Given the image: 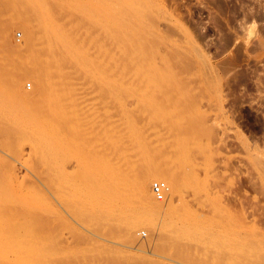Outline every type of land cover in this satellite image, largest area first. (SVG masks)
Returning a JSON list of instances; mask_svg holds the SVG:
<instances>
[{
  "label": "rangeland",
  "instance_id": "obj_1",
  "mask_svg": "<svg viewBox=\"0 0 264 264\" xmlns=\"http://www.w3.org/2000/svg\"><path fill=\"white\" fill-rule=\"evenodd\" d=\"M58 1L61 6L52 11L63 29L56 32L68 48L59 43L53 54L43 43L33 45L31 32L40 36L41 16L19 1L0 0V78L7 84L19 79L18 90L29 95L43 77L52 80L53 89L39 103L23 104L24 121L33 122L30 109L50 110V102H60L66 117L58 139L84 149L80 158L77 144L42 152L31 133H19L20 121L6 120L1 111L0 178L9 181L15 199L28 202L21 208L11 201L6 209L22 215L21 222L29 221L31 216H24L29 212L31 227L37 228V233L30 225L31 234L26 229L13 233L22 247L15 243L11 250L8 239L12 254L8 251L5 264H23L25 258L29 264H264V0H102L111 15L103 12L118 25L112 33L105 28L107 15L99 0ZM35 69V77H26ZM103 74L112 76L113 87L100 84ZM9 104L12 111L14 103ZM97 155L121 165L126 190L133 182H148L149 195L163 207L144 209L122 194L110 221L102 224L97 214L100 220L88 215L70 184L102 174ZM150 156L158 174L170 169L180 178L178 192H164L163 201L153 194L152 183H169L161 175L148 181L158 170L150 168ZM85 157L94 169L82 166ZM98 208L101 215L105 208ZM134 217L150 225L133 227Z\"/></svg>",
  "mask_w": 264,
  "mask_h": 264
},
{
  "label": "bare ground",
  "instance_id": "obj_2",
  "mask_svg": "<svg viewBox=\"0 0 264 264\" xmlns=\"http://www.w3.org/2000/svg\"><path fill=\"white\" fill-rule=\"evenodd\" d=\"M21 2L22 4H24V6L26 5H29V6H31V8L34 10L33 12H34V14L36 13L37 15H39V16H41V17H39V19L40 18H42V19H40V28H39V30H41V33H40V36H37L35 33L36 32H31L30 30V32H31V37H32V40L35 42H33L34 44V46L36 45V47H37V45H39L40 43H41V45H42V43H43V46L44 45H46L47 46V49H49V50H53V51H50L51 53L53 52V54H54V49H59V47H57L58 45L60 46V44H61V47L62 48H68L67 46H66V39L64 40V36L63 35H61V34H57V32L58 31H62L61 30V24H60V22H58L61 26H59L57 23H56V21H57V19H56V21H55V17H56V14H55V17L53 16V9L52 8H54L55 6H56V4L57 3H59V1L58 0H15V2ZM100 1H102V0H99V2ZM105 1V0H104ZM104 1H103V3L102 2H100L99 4L101 5V8L103 9V7L105 8L106 6L104 5ZM113 1V0H112ZM12 2V1H11ZM63 2V1H62ZM62 2H60V3H62ZM93 2H95V0L93 1ZM116 3V2H115ZM5 4V3H4ZM21 4V5H22ZM94 4H96V3H94ZM97 4H98V2H97ZM98 4V5H99ZM84 5V4H83ZM99 5V6H100ZM104 5V6H103ZM24 6H23V8H24ZM51 6H53V7H51ZM57 6H61V4L59 5V4H57ZM84 8V7H83ZM101 8H100V10H101ZM28 9H30V8H28ZM28 9H26V10H28ZM90 9V8H89ZM105 10H107L108 12H109V10H108V8L107 9H105ZM104 9L103 10H101V12H103V11H105ZM10 11V10H9ZM65 11V10H64ZM86 11V10H85ZM107 11H105V12H107ZM23 12H24V10H23ZM29 12V11H28ZM105 12H103L104 13V15H107V16H105L103 19H101V20H103L104 22H105V25H106V29H107V31L108 32H111L112 30H113V28L115 27V24L117 25V22L115 21V20H112V19H114V17L112 18V17H110V16H108V14L109 15H111V11L109 12V13H105ZM114 12V11H113ZM62 13V12H61ZM116 13V12H115ZM118 13V12H117ZM35 14V15H36ZM24 15V14H23ZM58 15H60V13L58 14ZM25 16V15H24ZM34 16V15H33ZM38 17V16H37ZM52 17H54V18H52ZM62 17V16H61ZM80 17V16H79ZM108 17H110V18H108ZM254 17V16H253ZM64 18V17H63ZM66 18V17H65ZM75 18V17H74ZM112 18V19H111ZM30 19V18H29ZM53 20V22H52V20ZM27 20V19H26ZM62 20V19H61ZM73 20V19H72ZM71 20V21H72ZM58 21H60V20H58ZM75 21V20H74ZM28 22V21H27ZM55 22V23H54ZM64 22V21H63ZM103 22V23H104ZM116 22V23H115ZM72 23V22H71ZM74 23V22H73ZM51 24H55V26H53V25H51ZM58 26H57V25ZM70 24V23H69ZM28 25V24H27ZM30 25V24H29ZM32 25V24H31ZM75 25V24H74ZM97 26V25H96ZM118 26V25H117ZM49 27H54V28H51L52 30H53V32L55 33H53V32H51L50 33V31L49 30H51ZM65 27V26H64ZM66 27H67V25H66ZM35 29V28H34ZM33 29V30H34ZM63 29V28H62ZM32 30V31H33ZM38 30V31H39ZM43 30V31H42ZM66 30H67V28H66ZM115 30V29H114ZM45 31V32H44ZM57 31V32H56ZM71 31V30H70ZM46 32H49L50 33V35H52V34H54L55 35V37H54V35H52V36H50L49 35V33H46ZM65 32V31H64ZM77 32V31H76ZM113 32V31H112ZM111 32V33H112ZM117 32V31H116ZM8 33V32H7ZM58 33H62V32H58ZM100 33V32H99ZM110 33V34H111ZM30 34V33H29ZM32 34H34L33 36H32ZM77 34V33H76ZM56 35H60L59 37L61 38L62 37V39L60 40V38L58 37V36H56ZM108 35V34H107ZM23 36V35H22ZM70 36V35H69ZM64 37V38H63ZM7 38V37H6ZM56 38V39H55ZM58 38V39H57ZM5 39V38H4ZM8 39V38H7ZM73 39V38H72ZM67 41H68V39H67ZM98 41H99V39H98ZM103 41V40H102ZM38 42H40V43H38ZM107 42V41H106ZM60 43V44H59ZM68 43V42H67ZM70 43H71V41H70ZM79 43V42H78ZM77 43V44H78ZM98 43V42H97ZM76 44V43H75ZM82 44V43H81ZM57 45V46H56ZM107 45V44H106ZM110 45V44H109ZM117 45V44H116ZM86 46V45H85ZM84 46V47H85ZM35 47V48H36ZM39 47V46H38ZM61 48V49H62ZM107 48V47H106ZM38 50H39V48H38ZM67 50V49H66ZM90 50V49H89ZM98 50V49H97ZM125 50V49H124ZM60 51V50H59ZM65 51V50H64ZM68 51L70 52V50L68 49ZM67 51V52H68ZM46 52V51H45ZM66 51L64 52L65 54H67V55H69L68 53H67ZM116 52V51H115ZM37 53V52H36ZM44 53V52H43ZM58 53H60V52H58ZM61 53H63V52H61ZM117 53V52H116ZM46 54V53H45ZM73 54V53H72ZM39 55H40V53H39ZM42 55V54H41ZM44 55V54H43ZM56 55H57V50H56ZM58 55H60V54H58ZM64 55V54H63ZM104 55V54H103ZM23 56H25V55H23ZM47 56H48V53H47ZM91 56V55H90ZM3 57V56H2ZM35 57V56H34ZM33 57V58H34ZM42 57V56H41ZM44 57H46L45 55H44ZM50 57H51V55H50ZM56 57V56H55ZM60 57V56H59ZM66 57V56H65ZM64 57V58H65ZM109 57V56H108ZM128 57V56H127ZM126 57V58H127ZM1 58V57H0ZM35 58H38V57H35ZM69 58V57H68ZM67 58V59H68ZM94 58V57H93ZM129 58V57H128ZM6 59V58H5ZM25 59H26V57H25ZM39 59V58H38ZM51 59V58H50ZM95 59V58H94ZM114 59V58H113ZM2 60H3V58H2ZM12 60H14V59H12ZM41 60H42V58H41ZM40 60V61H41ZM35 61H36V59H35ZM38 61V60H37ZM61 61V60H60ZM104 61V60H103ZM2 62V61H1ZM17 62V61H16ZM19 62V61H18ZM33 62H34V59H33ZM68 62V61H67ZM94 62V61H93ZM51 63H54V62H52L51 61ZM64 63H65V61H64ZM19 64V63H18ZM29 64V63H28ZM32 64V63H31ZM49 64V63H48ZM95 64V63H94ZM104 64V63H103ZM7 65V64H6ZM10 65V64H9ZM8 65V66H9ZM24 66H25V63L23 64ZM4 66V65H3ZM30 66V65H29ZM94 66H96V64L94 65ZM56 67V66H55ZM93 67V66H92ZM91 67V68H92ZM119 67V66H118ZM50 68L52 69L53 67H51L50 66ZM90 68V67H89ZM7 69V68H6ZM28 69V68H27ZM33 69V68H32ZM47 69H48V67H47ZM46 69V70H47ZM65 69H67V68H65ZM69 69V68H68ZM93 69V68H92ZM110 69H112V68H110ZM109 68H108V70H110ZM2 70V69H1ZM113 70V69H112ZM6 71H10V70H6ZM26 71V70H25ZM33 72H31L30 70L28 71V72H25V75H26V77H31V75L33 76V74H34V77L36 76L35 75V72L34 71H36V69L35 70H32ZM40 71V70H39ZM43 72L45 71V70H42ZM88 71V70H87ZM114 71V70H113ZM38 72V71H37ZM52 72V71H51ZM74 72V71H73ZM116 72H117V70H116ZM119 72V71H118ZM1 73V72H0ZM6 73V72H5ZM9 73V72H8ZM41 73V72H40ZM94 73V72H93ZM103 73V72H102ZM43 74V73H42ZM56 74V73H55ZM92 74V73H91ZM106 74H108V72L106 73ZM106 74H103V76L104 77H101V79H105V81L104 82H102L101 81V83L100 84H103V83H105L106 85H107V83H108V85H111L112 87H113V85L111 84V82L109 83V80L108 79H110L111 77L110 76H106ZM1 75H4V74H2L1 73ZM22 75V74H21ZM97 75H98V73H97ZM23 76V75H22ZM44 76V75H43ZM59 76V75H58ZM91 76V75H90ZM119 76V75H118ZM1 77V76H0ZM28 77V78H29ZM38 78H39V76H37ZM36 77V78H37ZM42 77V76H41ZM99 77V76H98ZM8 78V77H7ZM12 78H14V77H12ZM53 78V77H52ZM95 78V77H94ZM113 78H114V75H113ZM119 78V77H118ZM17 79V78H16ZM48 79V78H47ZM68 79V78H67ZM95 79H97V77L95 78ZM45 78L43 77V82L40 80V82H39V85L37 86V88H36V90H35V92H34V94L33 95H29L28 93H26V92H21V91H19L18 89L20 88H18V83H20V82H18L19 81V79H18V83L17 82H15L14 80H12V82H11V84H7L6 82H3V80L0 78V108H1V110H0V113H2L3 112V110H4V113H6L5 115H7V116H9V118L8 117H6V120L7 119H10V118H14L15 117V121H16V118H17V121L19 122L18 124H20L19 126V129H21V131L19 132V133H27V132H29V133H31V136H30V134H29V136L30 137H33L32 138V142H33V145H35V147L36 148H38L40 151L42 150V152H43V149H44V151L46 150V149H51V150H53V149H56V150H59L60 148H62V149H65V150H68L69 148H71V145L73 144H71V142L69 141V142H64V141H61L60 139H58V136H59V134H60V132H59V130H61L62 128H60V126L59 125H62V124H64V123H60L63 119L65 120V112H63V108L60 106V102H59V104L58 103H56V102H54L53 101V103L52 102H50L51 103V105L50 106H52V104H53V108L51 107V109L50 110H46L45 108L46 107H44V110L43 111H39V110H37V109H35V108H33V109H30L31 107H29V109L30 110H32V111H34V115H35V117H34V119H33V122H31V123H29V121L28 122H25L26 121V118L25 117H23V116H25V115H21V112H22V109H23V107H25V105H23V104H29V106L31 105V104H36L35 102V100H37L39 97H41L43 94L45 95V94H47V92L49 91V90H52L53 89V86H52V83H51V81H49L50 79H48V80H45ZM62 80H63V78H62ZM5 81V80H4ZM118 81V80H117ZM89 82V81H88ZM120 82V81H119ZM6 83V84H5ZM58 83V82H57ZM57 83H55V84H57ZM62 83V82H61ZM115 83H117V82H115ZM59 84V83H58ZM58 84H57V86H58ZM62 84H64V83H62ZM54 85V84H53ZM60 85V84H59ZM76 85V84H75ZM106 85H104V87L106 86ZM121 85V84H120ZM155 85V84H154ZM115 87H116V85H114ZM119 86V85H118ZM157 86V85H156ZM103 87V86H102ZM155 87V86H154ZM69 88V87H68ZM108 88H110V87H108ZM117 88V87H116ZM119 88V87H118ZM117 88V89H118ZM153 88V87H152ZM70 89V88H69ZM105 89V88H104ZM114 90H115V88H113ZM123 89V88H122ZM58 90V89H57ZM63 90V89H62ZM66 90V89H65ZM111 90V89H110ZM120 90H121V88H120ZM137 90V89H136ZM24 91V90H23ZM54 91V90H53ZM59 91V90H58ZM61 91V90H60ZM116 91V90H115ZM140 93H142L143 91L140 89ZM103 92V91H102ZM111 92H112V90H111ZM100 93V92H99ZM117 93H118V90H117ZM67 94V93H66ZM65 94V95H66ZM112 94H114V92H112ZM43 95V96H44ZM64 95V94H63ZM72 95H73V93H72ZM114 95H116V94H114ZM102 96V95H101ZM118 96V95H117ZM117 96H115V97H117ZM47 97V96H46ZM45 97V98H46ZM71 97V96H70ZM42 98V97H41ZM45 98H44V101H48V100H45ZM57 98V97H56ZM61 98V97H60ZM66 98V97H65ZM65 100V99H64ZM66 100H68V99H66ZM65 100V101H66ZM78 100V99H77ZM140 100V99H139ZM138 100V101H139ZM38 101V103L40 102L39 100H37ZM60 101V100H59ZM61 101H63L62 99H61ZM14 103V109H10V110H12V111H9V108H8V104L9 103ZM140 102V101H139ZM146 102V101H145ZM37 103V104H38ZM33 104V105H34ZM71 104V103H70ZM137 104H138V102H137ZM10 105V104H9ZM39 105V104H38ZM62 105H64V104H62ZM66 106H67V104H65ZM112 105V104H111ZM32 106V105H31ZM36 106V105H35ZM70 106H73V105H70ZM93 106V105H92ZM147 106V105H146ZM37 107V106H36ZM115 107V106H114ZM65 108H68V107H65ZM90 109V108H89ZM67 110V109H66ZM74 110V109H73ZM81 110V109H80ZM2 111V112H1ZM10 112V113H9ZM31 112V111H30ZM45 112V113H44ZM70 112V111H69ZM3 113V114H4ZM67 113H68V111H67ZM71 113V112H70ZM74 113V112H73ZM88 113V112H87ZM106 113V112H105ZM3 114H1V115H3ZM0 115V118L2 117L3 118V116H1ZM10 115H12V116H10ZM78 115V114H77ZM91 116V115H90ZM4 117V118H5ZM30 117V116H29ZM32 118V117H31ZM69 118H70V116H69ZM68 118V119H69ZM75 118V117H74ZM87 118V117H86ZM104 118H105V116H104ZM11 119V120H12ZM73 118H72V116H71V120H72ZM76 119H78V118H76ZM81 119H82V117H81ZM96 119V118H95ZM10 120V121H11ZM25 120V121H24ZM63 120V121H64ZM70 120V119H69ZM68 120V121H69ZM70 120V121H71ZM106 121H107V119H105ZM68 121L66 122V123H68ZM69 121V122H70ZM88 121V120H87ZM73 122V121H72ZM83 122V121H82ZM85 122H86V120H85ZM103 122H105V121H103ZM74 123V122H73ZM90 123V122H89ZM92 123V122H91ZM76 124V123H75ZM80 124H81V122H80ZM86 124H88V123H86ZM86 124H84L85 126H86ZM110 124V123H109ZM66 125V124H65ZM82 125H83V123H82ZM107 125V124H106ZM79 126H81V125H79ZM91 126V125H90ZM95 126V125H94ZM65 127H63V129H64ZM118 128V127H117ZM66 129V128H65ZM88 129V128H87ZM87 129H85V130H87ZM67 130V129H66ZM75 130V129H74ZM107 130V129H106ZM109 130V129H108ZM115 130V129H114ZM81 131H82V129H81ZM80 131V132H81ZM94 131V130H93ZM75 132V131H74ZM78 132V131H77ZM89 132V131H88ZM87 132V133H88ZM91 133H92V130L90 131ZM122 132V131H121ZM120 132V133H121ZM86 132H85V134H87ZM111 133V132H110ZM119 133V134H120ZM85 134H84V136H85ZM114 134H116V131L114 132ZM26 135V134H25ZM25 135H23V137L25 136ZM69 135V134H68ZM71 135V134H70ZM79 135H80V133H79ZM111 135V134H110ZM118 135V134H117ZM121 135V134H120ZM123 135V134H122ZM112 136V135H111ZM116 136V135H115ZM22 137V138H23ZM83 137V136H82ZM105 137H106V135H105ZM117 137H119V136H117ZM20 138V137H19ZM21 138V139H22ZM86 139V138H85ZM111 139H113V138H111ZM118 139V138H117ZM125 139V138H124ZM106 140V139H105ZM119 140H121V138L119 139ZM88 141V140H87ZM110 142V141H109ZM146 142V141H145ZM76 144H77V146H78V149H77V151H76V153H78L79 152V154H78V157L80 158L81 157V155H83V157H84V154H82V150L81 149H83L82 147H80L81 145H79L80 143H77V142H75ZM90 143V142H89ZM153 143V142H152ZM76 144H73L72 146L73 147H75L74 145H76ZM114 144V143H113ZM121 145H122V143H121ZM120 145V146H121ZM149 145V144H148ZM76 146V147H77ZM150 146H152V145H150ZM72 147V148H73ZM110 147V146H109ZM134 147V146H133ZM144 147V146H143ZM9 148H10V146H9ZM59 148V149H58ZM71 148V149H72ZM145 148H147L148 149V147L147 146H145ZM144 148V149H145ZM158 148V147H157ZM114 149V148H113ZM144 149H142V151L144 150ZM10 150V149H9ZM13 150V149H12ZM33 150V149H32ZM70 150V149H69ZM84 150V149H83ZM146 150V149H145ZM144 150V151H145ZM151 150H152V148H151ZM150 150V151H151ZM13 152V151H12ZM147 152V151H146ZM152 152H153V150H152ZM15 153V152H14ZM41 153V152H40ZM55 153V152H54ZM110 153V152H109ZM148 153V152H147ZM38 154V153H37ZM113 154V153H112ZM157 154V153H156ZM145 155V154H144ZM144 155H142V156H144ZM44 156V155H43ZM110 156V155H109ZM146 156V155H145ZM97 158L99 159L100 158V160L102 161V166H101V169H102V174L101 175H99V176H97V177H95V179L93 180V179H90V181H88V179L86 180L87 181V183H84V184H82V183H77V184H70V186H71V190L73 191L72 192V195L73 196H75L76 197V199L78 198L79 199V203H80V205L82 206L81 207V209H83V211L85 210V212L87 213V212H90L88 215H90V216H94V218H96L97 219V217L96 216H100L99 218H101V223L103 224V223H106V220H109L110 221V219H108L109 218V216H110V214L112 213L111 211H113V207H115L114 205H115V202H117V200L119 199V197L121 198L122 196V194H124L125 196H126V198L125 199H127L128 201L129 200H131V201H133V200H135V201H137L138 203H140L141 204V206L145 209V208H147V206L148 205H154L155 207H157V208H162L163 207V203L161 202V203H158L153 197L154 196H151L152 194H150L149 195V191L150 190H148V188L149 187H147L148 185H149V183H148V185H147V183H145L144 181H136V182H133V183H135V184H128V185H131V188H127V190L125 189V188H123L125 185L123 184V182L121 181V179H120V171H122V169H121V165H118V162H114V160L113 159H111L112 157H107L106 158V156H105V158L106 159H104V158H102V155H101V157L100 156H98L97 155ZM144 158V157H143ZM145 158H147V157H145ZM175 158V157H174ZM173 158V159H174ZM83 160H84V163H83V167L84 168H91V169H94V165H92V164H90V162H89V159H87V157H85V158H82ZM153 159V158H152ZM151 159V156H150V158H149V163L148 164H150L149 166H151V164H153L154 162H155V160H152ZM171 159V158H170ZM178 159V158H177ZM100 160H98L99 162H101ZM146 160V159H145ZM161 160V159H160ZM91 161V160H90ZM147 161V160H146ZM169 161V160H168ZM176 161V160H175ZM157 162V161H156ZM173 162V161H172ZM137 163V162H136ZM178 163V162H177ZM85 164V165H84ZM158 164V163H157ZM170 164H171V162H170ZM180 164V163H179ZM155 165H156V163H155ZM155 165H153V166H155ZM81 166V169L83 168ZM153 166H151L150 168H152ZM161 166H162V164H161ZM175 166V165H174ZM156 167V166H155ZM154 167V168H155ZM158 167V166H157ZM156 167V168H157ZM165 167V166H164ZM173 167V166H172ZM182 167V166H181ZM180 168V167H179ZM158 169V168H157ZM163 169V168H162ZM165 169V168H164ZM177 169H178V166H177ZM152 170V169H151ZM172 170V169H171ZM153 172L151 173V175L149 174L148 176V178H149V180L146 178V176L144 177V178H146L148 181H150V179H151V177H154V178H158L160 175V177H162L164 180H166L168 183H169V187H167V185H166V183H165V186H166V189L164 190V192H171V193H177L178 192V190H179V186H180V178H179V176H178V174H175L174 172H171L170 171V169H168V170H163V171H161V169H160V171H161V173L162 174H158L159 173V169L158 170H152ZM173 171V170H172ZM178 172V171H177ZM122 173V172H121ZM147 174V173H146ZM180 174V173H179ZM122 175V174H121ZM143 175V174H142ZM151 176V177H150ZM2 177V176H1ZM7 177V176H6ZM69 183V182H68ZM126 184V185H127ZM69 185V184H68ZM10 186H9V181L8 180H6V181H4V180H1V178H0V244L2 245L4 242H5V244L4 245H2V247L5 249H3L2 247H1V249H3L2 251L3 252H5V253H3L2 251H1V249H0V251L5 255V256H3V254L2 253H0V261H3L4 262V264L6 263V261L7 262H10L9 260H10V258H9V252L8 251H10L9 250V247H8V244H7V240L9 241V244H11V245H9L10 246V249L12 250V248H11V246H13V244L15 245V243L17 244L18 243V241H19V239H18V241L17 240H15L14 241V238H13V233H15V232H17V229H21V230H24V229H26V231H27V233L28 234H31V233H29L28 231H29V227L32 229V230H30V231H35L33 228L35 227V229H37L36 228V226H34L33 228L31 227V220L30 219H32V216L33 215H28L29 214V212H28V214L27 215H25L24 214V216H31V217H28V218H30L29 219V221L27 220V222H24V220L26 221V218H23V220H22V222L20 221V219H22L21 217H22V215H21V213H24V212H20V215H21V217H19V216H17V214H11V212H10V210H8L7 211V209H6V207L8 208V204L12 201V202H14L13 204L14 205H16V203H18V207H26L27 206V204H28V202H26L25 201V199H20V201L22 202L21 204H23L22 206H19L20 205V201H18L17 200V198L15 199L14 197H16V195H15V192L13 191V189H10L9 188ZM125 187H127V186H125ZM129 187V186H128ZM37 194V193H36ZM39 194H40V192H38V197L39 198H41V194H40V196H39ZM71 194V193H70ZM166 194V193H165ZM172 194V195H173ZM18 196V195H17ZM29 196V195H28ZM22 197V196H21ZM24 198V197H23ZM26 198V197H25ZM165 198V197H164ZM27 199V198H26ZM75 199V198H74ZM14 200V201H13ZM18 201V202H16V201ZM23 201H24V203L26 204H24L23 203ZM163 201V200H162ZM37 202V201H36ZM127 202V201H126ZM130 202V201H129ZM39 203V202H38ZM126 204V203H125ZM129 204V203H128ZM25 205V206H24ZM99 205H102L104 208H105V210L102 212V214L101 215H99L100 213H99V208H98V206ZM127 205V204H126ZM70 206V205H69ZM124 206V205H123ZM17 207V206H16ZM18 207L16 208L17 210L16 211H20L21 209L19 208V210H18ZM28 207H29V205H28ZM33 207H34V205H33ZM37 207V206H36ZM127 207H129L128 205L126 206V208ZM27 208V207H26ZM124 208H125V206H124ZM123 208V209H124ZM125 208V209H126ZM13 209V208H12ZM11 209V210H12ZM33 209V208H32ZM38 209V208H37ZM36 209V210H37ZM34 210V209H33ZM33 210H31L30 211V213H34L33 212ZM80 210V209H79ZM111 210V211H110ZM15 211V212H16ZM26 211V210H25ZM82 211V210H81ZM83 211H82V213H83ZM114 211H115V209H114ZM117 211V210H116ZM115 211V212H116ZM120 211V210H119ZM14 212V211H13ZM17 213V212H16ZM19 213V212H18ZM99 213V214H98ZM118 213V212H117ZM92 214V215H91ZM97 214V215H96ZM113 214V213H112ZM111 214V215H112ZM19 215V214H18ZM96 215V216H95ZM115 215V214H114ZM114 215H112L111 216V218L114 216ZM17 217L19 218L18 220H17ZM84 217V216H83ZM89 217V216H88ZM87 218V217H86ZM98 218V219H99ZM97 219V220H98ZM83 220H84V218H83ZM86 221H87V223H88V219H85ZM100 220V219H99ZM103 220H104V222H103ZM112 220V219H111ZM108 222V221H107ZM30 223V224H29ZM37 223V222H36ZM99 223V222H98ZM34 225H35V223H33ZM32 224V225H33ZM95 224V223H94ZM129 224L131 225V226H133V227H135L136 225H141V226H146L147 227V225H150V223L148 222V221H146V220H142V219H139V218H137V217H134V219H132V221L131 222H129ZM30 225V226H29ZM37 225V224H36ZM29 226V227H28ZM28 227V228H27ZM41 227V226H40ZM132 227V228H133ZM187 227H188V225H187ZM28 229V230H27ZM39 229V228H38ZM130 229V228H129ZM129 229H127L128 231H129ZM19 232H20V230H18ZM39 231V230H38ZM133 231V230H132ZM36 232V231H35ZM37 233V232H36ZM39 234V233H38ZM130 234V233H129ZM15 235V234H14ZM20 235H21V233H20ZM25 236L26 234H22V236ZM35 235V234H34ZM122 235H124V234H122ZM121 235V236H122ZM132 235V234H131ZM131 235H129V236H131ZM16 236V235H15ZM29 236V235H28ZM32 236L33 235H31V237H28V238H30V239H33L34 240V238H32ZM133 237V236H132ZM10 238H12L13 239V241H10ZM17 238H20L21 239V237H18L17 236ZM16 238V239H17ZM27 238V237H26ZM40 238V237H39ZM2 239H4V240H2ZM11 239V240H12ZM25 239V238H24ZM136 239V238H135ZM1 240H2V242H1ZM6 240V241H5ZM22 240V239H21ZM25 241V240H24ZM31 241V240H30ZM14 242V243H13ZM42 242V241H41ZM21 243V242H20ZM44 244V243H43ZM139 244V243H138ZM7 247H6V246ZM18 245V244H17ZM42 245V244H41ZM135 245V244H134ZM26 246V245H25ZM35 246H37L38 247V245H35ZM15 247V246H14ZM17 247V246H16ZM16 247H15V249L14 250H16ZM18 247H20V249H21V247H22V245L20 246V244L18 245ZM7 248H8V250H7ZM24 248H26V247H24ZM29 248H31V247H29ZM28 248V249H29ZM32 248H33V246H32ZM31 248V249H32ZM40 248V247H39ZM44 248V247H43ZM43 248H41V249H43ZM23 249V248H22ZM27 249V250H28ZM37 249V248H36ZM24 250V249H23ZM26 250V249H25ZM34 250V252H35V248L33 249ZM32 250V251H33ZM7 251V252H6ZM18 251V250H17ZM31 251V252H32ZM42 251V250H41ZM27 252V251H26ZM29 252V251H28ZM31 252H29V253H31ZM37 252H38V250H37ZM10 253H11V251H10ZM13 253H15V251H13ZM20 253H21V251H20ZM36 253V252H35ZM43 253V252H42ZM8 254V255H7ZM12 254V253H11ZM21 255H24V253H22ZM20 255V256H21ZM30 255H32V254H30ZM8 256V257H7ZM20 256H18V257H20ZM25 256V255H24ZM29 256V255H28ZM33 256H34V254H33ZM33 256H32V258H33ZM90 256H92V255H90ZM5 257H7V258H5ZM18 257H16L17 259H18ZM21 257H23V256H21ZM20 257V258H21ZM30 257V256H29ZM3 260H2V259ZM92 258V257H91ZM6 261H5V260ZM33 259H35V258H33ZM56 259V258H55ZM11 260H13L12 258H11ZM14 260H15V258H14ZM19 260V259H18ZM25 260H27L28 261V259L27 258H25ZM23 261H24V258H23ZM27 261H25L23 264H25ZM31 261V260H30ZM30 261H28V264H29V262ZM3 262H0L1 264L3 263ZM19 261H17V263H18ZM35 261H33V263H34ZM38 263H39V261H37ZM36 262V263H37ZM50 262V261H49ZM53 262H54V260H53ZM11 263H13V261L11 262ZM16 263V262H15ZM31 263V262H30ZM37 263V264H38ZM9 264V263H8ZM14 264V263H13ZM20 264V263H19ZM21 264H22V262H21ZM35 264V263H34ZM39 264H43L42 262L41 263H39Z\"/></svg>",
  "mask_w": 264,
  "mask_h": 264
},
{
  "label": "built area",
  "instance_id": "obj_3",
  "mask_svg": "<svg viewBox=\"0 0 264 264\" xmlns=\"http://www.w3.org/2000/svg\"><path fill=\"white\" fill-rule=\"evenodd\" d=\"M166 189L163 181H155L152 183V192L158 200H163L165 197L164 190Z\"/></svg>",
  "mask_w": 264,
  "mask_h": 264
}]
</instances>
